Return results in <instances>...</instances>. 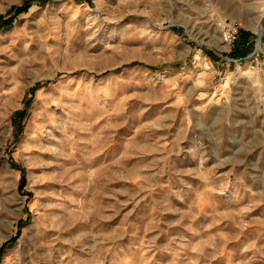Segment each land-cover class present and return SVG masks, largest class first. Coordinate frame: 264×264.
<instances>
[{"label": "rangeland", "instance_id": "1", "mask_svg": "<svg viewBox=\"0 0 264 264\" xmlns=\"http://www.w3.org/2000/svg\"><path fill=\"white\" fill-rule=\"evenodd\" d=\"M263 18L264 0H0V250L21 231L0 264H264Z\"/></svg>", "mask_w": 264, "mask_h": 264}, {"label": "built area", "instance_id": "2", "mask_svg": "<svg viewBox=\"0 0 264 264\" xmlns=\"http://www.w3.org/2000/svg\"><path fill=\"white\" fill-rule=\"evenodd\" d=\"M211 1H207L206 6H211ZM221 32H222V40L226 47H228V51L232 52L235 45L239 42L240 36L244 29V24L242 21L238 20H220ZM251 63L259 62V57L256 54H253L250 57Z\"/></svg>", "mask_w": 264, "mask_h": 264}, {"label": "trees", "instance_id": "3", "mask_svg": "<svg viewBox=\"0 0 264 264\" xmlns=\"http://www.w3.org/2000/svg\"><path fill=\"white\" fill-rule=\"evenodd\" d=\"M1 25H0V28H3V27H7V26H10L11 24H12V21H11V19L10 20H8V21H3V22H1L0 23ZM244 45H246V44H244ZM245 47H247V46H245ZM247 48H249V47H247ZM250 50V49H249ZM236 51V50H235ZM249 51L248 52H246V53H244L243 55H244V57H246L247 55H249ZM24 114V111H19V112H17V114H16V119L18 118V117H20L21 118V116ZM22 126H20V129L22 130ZM13 164V166L15 167V168H19V169H21L22 171H23V177H22V180H21V185H20V188L23 190L24 188H25V186H26V174H25V171H24V169H22V168H20V167H18V166H16L14 163H12ZM21 236V231H20V233L17 235V236H15V237H13L9 242H7L2 248H1V250H0V259H1V256H2V254L5 252V250H6V248L8 247V246H10V245H12V244H14L18 239H19V237Z\"/></svg>", "mask_w": 264, "mask_h": 264}, {"label": "crops", "instance_id": "4", "mask_svg": "<svg viewBox=\"0 0 264 264\" xmlns=\"http://www.w3.org/2000/svg\"><path fill=\"white\" fill-rule=\"evenodd\" d=\"M248 33H250L249 38L247 39V41H251L252 38V33L250 31H247ZM246 42V41H245ZM242 43H244L243 41H241V43L238 44L236 51H235V57L236 58H244V53L248 52V50L250 48H246L244 45H241Z\"/></svg>", "mask_w": 264, "mask_h": 264}, {"label": "water", "instance_id": "5", "mask_svg": "<svg viewBox=\"0 0 264 264\" xmlns=\"http://www.w3.org/2000/svg\"><path fill=\"white\" fill-rule=\"evenodd\" d=\"M260 29H261V33H262L263 30H264V18H263V20H262V22H261V27H260ZM261 38H262V35L260 34V40H262Z\"/></svg>", "mask_w": 264, "mask_h": 264}]
</instances>
